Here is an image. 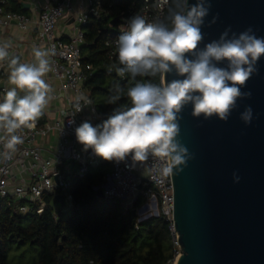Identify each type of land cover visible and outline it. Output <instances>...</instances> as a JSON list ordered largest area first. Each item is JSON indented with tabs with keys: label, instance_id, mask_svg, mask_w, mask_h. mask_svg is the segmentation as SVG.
<instances>
[{
	"label": "clouds",
	"instance_id": "obj_1",
	"mask_svg": "<svg viewBox=\"0 0 264 264\" xmlns=\"http://www.w3.org/2000/svg\"><path fill=\"white\" fill-rule=\"evenodd\" d=\"M167 5L163 18L148 22L134 16L130 30L117 41L116 73L133 81L155 78L162 81L169 75L177 78L161 84L136 82L127 90L129 105H121L107 119L93 126L85 121L75 129L77 142L86 152L109 162H124L131 157L130 168L144 165L150 159L164 175L183 171L193 158L179 141L181 112L191 105V115L207 120L212 117L227 121L237 107V101L250 98L252 93L242 88L257 73V64L264 57V37L251 27L243 32L226 28L219 39L200 45L204 39L202 26L210 12L209 0H163ZM214 16L211 24L216 23ZM231 33V35H230ZM10 42L0 45V63L7 61L8 85L0 99V143L10 159L17 146L24 143L18 133L32 129L50 100L52 87L45 80L51 69L50 51L33 47V61L21 63L19 57L9 58ZM54 54V52L52 53ZM112 69H109L111 71ZM123 89L115 85L108 104L121 99ZM92 101L81 95L76 98L77 113ZM249 125L253 119L250 106L240 114ZM233 182L240 176L233 172Z\"/></svg>",
	"mask_w": 264,
	"mask_h": 264
},
{
	"label": "built area",
	"instance_id": "obj_2",
	"mask_svg": "<svg viewBox=\"0 0 264 264\" xmlns=\"http://www.w3.org/2000/svg\"><path fill=\"white\" fill-rule=\"evenodd\" d=\"M23 6L28 4V13L7 8L9 0H0V45L6 43L3 34L11 27L30 35V55L28 63L33 61L32 49L38 47L50 51L51 71L44 77L51 85L52 99L43 115L32 129H22L18 134L24 143L6 159V150L0 143V200H4L15 212L20 214L42 213L50 209L55 218L74 205L72 180L84 176L92 166L108 163L110 170L102 175V183L94 186L101 190L103 197L116 200L124 211L135 209L136 222L150 217L163 215L169 221L172 243L175 247L172 257L163 264H175L181 253L174 229L173 184L171 174H162L153 167L150 159L144 165L132 169L131 157L116 163L105 161L94 155L91 149L83 150L77 142L75 129L82 122L89 121L93 126L100 117L97 106L85 85L88 75L94 71L91 63L82 60V46L85 42L82 26L89 18L99 17L104 11L103 0H18ZM170 2V0H169ZM167 5L163 0H141L133 2L127 10L114 13L105 11L110 18H117V36L103 41L108 70L115 71L117 41L130 30V21L134 16H143L153 22L163 18ZM60 23L70 26L65 35H57ZM110 23V22H109ZM110 25H112L110 23ZM23 40L10 41L9 58L18 56L24 63L19 51H27ZM54 52V54H52ZM9 69L7 61L0 63V99L8 85ZM119 76V75H118ZM121 79L124 77L119 76ZM85 96L92 101L83 110L76 112V98ZM0 135H3L0 132ZM62 196L63 202L56 199Z\"/></svg>",
	"mask_w": 264,
	"mask_h": 264
},
{
	"label": "water",
	"instance_id": "obj_3",
	"mask_svg": "<svg viewBox=\"0 0 264 264\" xmlns=\"http://www.w3.org/2000/svg\"><path fill=\"white\" fill-rule=\"evenodd\" d=\"M209 2L201 48L229 27L235 33L251 27L264 37V0ZM214 16L218 19L211 24ZM256 67L242 88L251 97L238 100L226 122L194 118L191 105L180 114L178 139L193 158L182 172L171 173L172 219L181 250L175 264H264V57ZM248 106L253 119L245 125L240 114ZM233 172L239 183L233 182ZM98 195L103 197L101 190ZM56 199L63 202L61 195Z\"/></svg>",
	"mask_w": 264,
	"mask_h": 264
},
{
	"label": "trees",
	"instance_id": "obj_4",
	"mask_svg": "<svg viewBox=\"0 0 264 264\" xmlns=\"http://www.w3.org/2000/svg\"><path fill=\"white\" fill-rule=\"evenodd\" d=\"M133 2L138 5L141 0H103L104 11L100 16L89 18L82 26L85 40L82 60L94 67L85 85L100 113L96 125L119 106L130 104L126 93L136 82L162 83L160 76L137 77L133 81L127 75L121 79L108 70L103 41L111 30L105 11L119 13ZM7 8L25 11L18 0H9ZM115 85L124 91L116 104H108ZM108 167V163L98 164L84 176L74 178L71 189L74 205L57 218L48 208L41 214H20L0 200V264H9L8 250L12 243L31 245L36 255L33 264H163L172 257L175 247L169 221L163 215L137 223L131 211H124L118 201L98 195L94 186L102 183Z\"/></svg>",
	"mask_w": 264,
	"mask_h": 264
},
{
	"label": "rangeland",
	"instance_id": "obj_5",
	"mask_svg": "<svg viewBox=\"0 0 264 264\" xmlns=\"http://www.w3.org/2000/svg\"><path fill=\"white\" fill-rule=\"evenodd\" d=\"M108 26L110 27V33L107 38L117 36L116 25H110L108 22ZM110 170V167L107 168L106 172ZM138 219V216L136 215ZM35 251L29 244H17L12 243L9 246L8 250V263L9 264H33L35 262Z\"/></svg>",
	"mask_w": 264,
	"mask_h": 264
},
{
	"label": "crops",
	"instance_id": "obj_6",
	"mask_svg": "<svg viewBox=\"0 0 264 264\" xmlns=\"http://www.w3.org/2000/svg\"><path fill=\"white\" fill-rule=\"evenodd\" d=\"M24 9H25L24 13H28L29 12L28 7L24 6ZM68 29H70V26L69 27L68 26L65 27L64 23H60L58 25V28H57V31H56L57 35H61V36L65 35L64 32H67ZM27 38L30 39V35H28V33H27V35L24 34V33H21L19 30H17L14 27H11L10 29H8L3 34V39L6 42H10V41H13V40L18 41L19 39L24 41L23 45L25 43V46L28 48V52L27 51H22V49L19 50L21 52V54H22L20 56H21V58H23L24 63H28L27 59H28V57H29V55L31 53L30 52V41Z\"/></svg>",
	"mask_w": 264,
	"mask_h": 264
}]
</instances>
